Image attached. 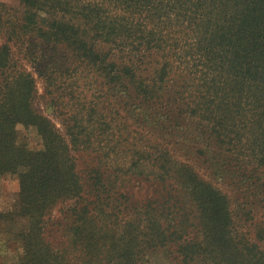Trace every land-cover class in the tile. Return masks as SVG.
<instances>
[{
  "label": "trees",
  "instance_id": "trees-1",
  "mask_svg": "<svg viewBox=\"0 0 264 264\" xmlns=\"http://www.w3.org/2000/svg\"><path fill=\"white\" fill-rule=\"evenodd\" d=\"M16 1L0 175L19 191L0 220L25 223L5 264H264V0Z\"/></svg>",
  "mask_w": 264,
  "mask_h": 264
},
{
  "label": "rangeland",
  "instance_id": "rangeland-1",
  "mask_svg": "<svg viewBox=\"0 0 264 264\" xmlns=\"http://www.w3.org/2000/svg\"><path fill=\"white\" fill-rule=\"evenodd\" d=\"M0 2H4L7 4L16 5V0H0ZM30 68V67H29ZM34 72L32 68H30ZM35 73V72H34ZM36 74V73H35ZM37 87L39 92L42 90V83L40 79H37ZM87 88V87H86ZM87 97H90V93H86ZM33 128H25L22 125H18V131L20 135V139L22 141H26L30 148L37 149L40 147V139L37 133ZM77 157L78 163V171L81 176H86L87 170L95 165L98 162L97 154L94 152H84L79 151L75 154ZM18 191H19V178L17 174L12 172H7L0 175V212H7L10 208H13L16 200L18 199ZM49 215L54 218H59L62 216L60 212V204H56L51 210H49ZM0 220V227L3 226V230L0 232V264L11 263L16 261L19 253L21 252V247L18 245L19 243L15 240V232L13 231L16 228L21 227V223H25L24 220H12L7 221L6 223H2ZM50 222L47 226L52 228L51 236L49 237V230H46L45 238L54 244H58L59 241L62 240V230L57 226L51 225Z\"/></svg>",
  "mask_w": 264,
  "mask_h": 264
}]
</instances>
